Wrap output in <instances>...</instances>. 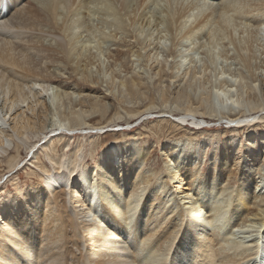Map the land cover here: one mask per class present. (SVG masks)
Returning <instances> with one entry per match:
<instances>
[{
    "label": "bare ground",
    "instance_id": "obj_1",
    "mask_svg": "<svg viewBox=\"0 0 264 264\" xmlns=\"http://www.w3.org/2000/svg\"><path fill=\"white\" fill-rule=\"evenodd\" d=\"M152 1L33 0L64 37L55 47L69 73H57L70 87L50 86L51 78L34 71L11 42L0 43V65L6 68L0 75L3 109L12 117L20 146H29L30 153L43 134L55 135L39 146L53 175L37 157L35 167L48 174L43 184L21 197L16 190L3 204L0 264H27L35 244L42 252L33 256L36 264H264V0H222L218 7L215 0H162L166 8L157 19L148 16L156 10ZM96 16L100 28L91 23ZM4 23L0 31H7ZM110 41L115 48L104 51ZM122 47L132 58L129 77ZM155 80L157 98L147 100L142 90ZM42 95L50 105L34 114ZM114 102L120 107L113 113ZM163 110L181 117H163L147 129L163 150V168L154 171L146 167L153 145L148 147L141 134L115 128L153 111L157 118L168 115ZM199 116L225 121L232 132L222 139V156L211 151L206 171L201 166L207 147L197 128L207 122ZM0 120L3 131L6 120ZM183 131L188 134L179 135ZM88 132L99 139L89 143L90 154L100 147L90 166L82 148ZM28 133L37 145L28 142ZM75 135L76 146L58 155ZM3 149L1 140L0 154ZM19 156L9 157L7 169ZM234 172H239L235 185ZM77 175L78 191L62 187L46 196L53 183L72 187ZM73 199L79 206L68 207L66 200ZM122 232L128 233L126 240ZM45 241L63 245L54 252L42 248Z\"/></svg>",
    "mask_w": 264,
    "mask_h": 264
},
{
    "label": "rangeland",
    "instance_id": "obj_2",
    "mask_svg": "<svg viewBox=\"0 0 264 264\" xmlns=\"http://www.w3.org/2000/svg\"><path fill=\"white\" fill-rule=\"evenodd\" d=\"M130 1H135V0H130ZM160 1H162V0H157L156 2H155V0L152 1L153 2L152 3V5H153L152 9L153 10L156 9V10H154V12L148 14V16L150 15V18H153V19L156 18L157 19L158 17H160V15H159L160 11L164 10V8H166V5L165 6L164 5L160 6ZM221 1L222 0H215L214 5L216 7H218V5L220 4ZM35 2H36V0H35ZM35 2H33V0H2V1L0 0V6H2V8L0 7V23L2 21L5 22L4 24L7 27L6 28L7 31H0V41H1L0 43H4V40H5V42H7V41L11 42V44L9 46L11 48L15 49L16 54L23 53L25 55L24 57L27 59V61L30 62V66L33 67L32 69H34V71H36L37 73H39V72L41 73L43 71L41 73L43 76L51 78V79L49 78L51 80L50 83H49V81L47 83L50 86L57 87V89L58 88L61 89V87H64V86H66V87L73 86L69 81L66 80V78H64L63 76H60L57 73L58 70H61L63 72L67 71V70H64L65 66H64V63H63L62 54L58 53L59 50H57V47H55L57 42H58V44H61L63 42V38L64 37L62 36V34L60 32L57 33V32L53 31V25L48 20L47 14L44 12L46 14L45 15L43 13V11L41 10L40 6L37 5V3H35ZM157 2H159L158 6L156 5ZM4 8H5V10H4ZM157 13H159V14H157ZM154 14H155V17H154ZM97 17H99V16L93 17V19L91 18L92 19L91 23H93L94 25H97V27L100 28L101 27V25L99 24L100 23V17L99 18H97ZM35 20H36V22H35ZM19 23H20V26H19ZM98 24H99V26H98ZM155 24L156 23L153 22L152 23L153 27L150 26V29H152L151 31H153V29H155V27H156ZM160 24H162V23H160ZM10 29H12V30H10ZM15 32H16V36H15ZM148 32H149V29H146L144 31V33H148ZM61 37H62V39H61ZM59 40H62V41L59 42ZM126 44H129L128 40L126 41ZM114 48L115 47L112 46L111 41L110 42H105L104 45H103V50L104 51L106 49L112 51ZM122 50L124 51L122 53L125 55V60H122V62L124 61L123 65H125L123 69L125 70V72L128 75V76L126 75V77H129L130 73H131V69H129V68H132V66H131V59L132 58L130 57L131 56L130 53L128 51L126 52V50H127L126 48L123 49V47H122ZM201 55H203V54H201ZM2 67L3 66L0 65V75H1V73L4 74V71H6V68L3 67V69H4V71H3V69H1ZM127 67H129V68H127ZM7 71L9 72L10 70H7ZM125 72L121 69V75H125ZM9 73L12 74V72H9ZM67 73H69V71H67ZM163 82H165L164 84H167V80H163ZM158 85H160V84L158 83L157 80H155L153 85L149 84L148 87H146V88H144L142 90L143 92H145V96L147 97V100H153V99L155 100L157 98V92L159 91V88H160V86H158ZM42 89L43 88L41 87V90ZM172 90H173V87H171V91ZM101 92L104 93V88H102ZM40 98L41 99H39V100H37V99L35 100V104L39 102V105L36 106V109L35 108L32 109V112L34 114H36L39 111L40 112H44L45 109L50 105L49 99H48V97H46V95H45V97L42 95V97H40ZM32 102H34V99L32 100ZM4 103H5V99L2 96L1 90H0V118L2 119V121L6 120L4 122V124H6V126H5L6 128L3 131H0V142L2 140L3 143H4V149L2 150V153L0 154L1 155V157H0V206H2V208H0V223L4 219L3 218L4 212L7 211V206L3 207V204L7 203V200L10 198V196L12 194L15 193L16 190L19 191V193H20L19 196L21 197L22 195H25V193L32 186H36V187L38 186L39 187V186H41L43 184V181H44V179L46 178V176L48 174L40 172V170L35 167L36 159L39 158L41 161H43L45 163V165L47 167L49 166L48 167L49 170H50L49 173L52 172L49 176L53 175V170L50 169V165H49L48 160L45 158V155L41 152L43 149H41L40 152H39V146L43 144V141L45 140L44 139L45 137H48V138L51 137L52 138V137L55 136V135H53V133H51V134H48L47 136L44 137V134H43L41 136V140H40L39 146H36V148L32 149V151H30V153H29V150H30L29 146L27 147V150L24 149V146L21 147L20 144H19L20 143L19 140L16 138V132L14 133V131L11 129V127H12V123H11L12 119L11 118L12 117L10 118V117L5 115V111L6 110L3 109ZM118 107H120V105H117L114 102V104L112 106V110H113L112 112L114 113L115 111H118ZM163 111H165V112L167 111L168 113L166 112V114H168V115L160 114V115H163V116L161 118H157V116L159 115L158 111H153L152 115H150V114L149 115H145V116H143V117H141L139 119H137V117H138L137 116V117H135L133 119L131 118V120L128 119V121H126V122L125 121L118 122L119 127L118 126L116 127V125L115 126L114 125H110V126L116 127L115 129H117L118 131H123L124 130L125 134L128 133L129 136H132L133 134L134 135L141 134L142 137L144 138V140H143V138H142V140L146 142L148 147H151V145H153L152 146V150L150 151V153L148 155L149 156L148 157L149 160L146 163V167H151V168L153 167L152 169H154V171H160L163 168V162H162V156H161L163 154V150H162V147L160 146V143L155 138H153L150 135L151 133H149L147 129H150L153 126L152 124L155 123L156 121L164 120L165 117H166V119H168L170 121L176 120L178 117L179 118L181 117V115H180L181 113L180 112H173L172 111L170 113L168 110H163ZM178 113H180V114H178ZM24 115H27V117H30L31 116V111H26L25 110ZM259 116H260V114H259ZM199 119H205L206 122H207V124L205 126L203 125V127H204L203 129L197 128L198 131H202V133L200 135L198 133L197 136L200 137V139L201 138L203 139V137L205 138L204 139L205 145H204V143H203V145L207 147V149L206 148L204 149V152H205L204 153V163L201 166L202 170L206 171V168L208 167V162L210 161L211 151H214V152L217 151L216 155L218 157L222 156L223 141L227 137L232 135V132H231V129L226 127L225 121H222L220 119L216 120L214 118L200 117V116H199ZM40 121H44V120L41 118ZM44 122L46 123V121H44ZM185 124H187V123H185ZM185 124H183V125L185 126ZM148 126H149V128H148ZM145 127H146V129H145ZM197 129H194V130L197 131ZM48 132H49V130H48ZM58 132L59 131L57 130L54 133H58ZM76 132L77 131H73L72 132L73 135L76 134ZM60 133H65V131H61V132H59V134ZM168 133H170V131H168ZM183 133L184 134H188L187 131H183V132H180L179 135H184ZM173 134H176V133H174V132L172 133L171 132V135H173ZM88 135H91V139H89L90 137H88ZM245 135L246 134L244 133V131H243V133L240 132L238 134V138H240V140L243 141L245 139V137H246ZM76 136L77 135H75L74 139H72L71 141L68 142L69 148H67L63 152L59 151L58 155H61V154L65 153V152H69L70 149H73L76 146L75 142L73 143V141L75 139H78V137H76ZM79 137H82V135H79ZM96 137L95 136L92 137V134H90L88 132L86 134V143L83 142V144H82V146H83L82 148L84 150V163H85V165H89V166L91 164L93 165L95 163V161H96L97 153L100 150L99 144L96 147L97 150L95 151L94 154L91 155L90 152H89V148H90L89 147V143L97 142L99 140V139L97 140ZM28 138H29V139H27L28 142L31 141L32 143L37 145L38 140L37 139H33L32 133H28ZM212 138H213L214 141L211 140ZM222 139H223V141H222ZM51 140H54V139H51ZM151 142L154 143V144H152ZM65 143H67V142H64L62 144L64 145ZM18 148L20 149L18 151L19 152L18 154L20 156L17 157L16 166L13 169H7V160L11 156H17L18 155L17 154V149ZM194 148H196V147L194 146ZM34 152L35 153L38 152L37 155H36V158H35V156L32 157ZM30 159H31V162H30ZM206 161H207V163H206ZM80 173H81V171H78V175H80ZM78 175L72 180V187H71V182H70V185L67 186V187H65V183L62 184V182H60V183H58V185H61V186H58V188H55L56 184L53 183V187L51 188L50 191L46 192V196H49V193L51 191L60 190L62 187L63 188H69V189H72L74 191H78L75 188V182L78 179L77 178ZM232 178L235 179L232 182V184L233 185L237 184V182H238L237 180L239 179V172H234ZM80 193L77 192L74 195L75 198L80 196ZM44 197L45 196H41L40 199H42L44 201V199H45ZM74 200L75 199H73L70 202L71 204L68 202V200H66V202H67L66 205L68 207L70 205L74 206L76 204V203L73 204ZM59 201L60 200H58V202ZM51 203L52 202L50 200V204ZM77 206H79V205H77ZM18 208H19L18 212L22 210V207L21 208L18 207ZM78 210H80L79 207H78ZM52 211L54 213L53 215L57 216V209H56V206L54 205V203H53V210ZM15 213H17V212H15ZM70 214L72 215L73 213H70ZM29 217H31V215H28V217L25 219L26 220V224H27L28 228H32L31 226L28 225L29 224V221H28ZM51 217L54 218L52 215H51ZM81 217L83 219H85V221H88V219L85 218L86 214L84 212L81 215ZM49 220H50V218H49ZM46 223H48V221ZM54 226L56 227V225H54ZM127 232H128V230H127ZM127 232L126 233L122 232L120 234V238H124V240H126L125 236L128 234ZM31 236H32V238H35V234L34 233ZM127 237H128V235H127ZM47 242L48 241H45L43 243V247L42 248L43 249H44V247L48 248V246H49V249L52 250L51 247H53L54 252H55V249H54L55 247H61L63 245V243L61 241L60 242L56 241V244H55V242H48V244H47ZM59 245H61V246H59ZM34 246H32V248H31L30 256H32V257H31L30 261L27 264H36L35 261H34L33 256L35 254L42 253L40 251L41 248L39 249L40 246L37 247L36 244ZM128 248H129V246L127 245L126 249L128 250L129 253H131L132 251L130 249H128ZM49 249H47V250H49ZM63 250H64V248H63ZM60 251H62V249ZM73 251L76 252L75 249H73ZM76 253H78V252H76ZM62 261L64 262V260H62ZM63 262H61V263H63ZM67 262H69L68 259H67ZM52 264H58V263L54 262Z\"/></svg>",
    "mask_w": 264,
    "mask_h": 264
}]
</instances>
